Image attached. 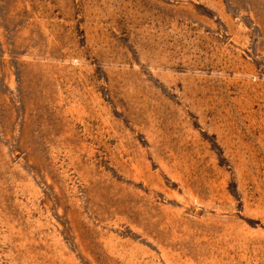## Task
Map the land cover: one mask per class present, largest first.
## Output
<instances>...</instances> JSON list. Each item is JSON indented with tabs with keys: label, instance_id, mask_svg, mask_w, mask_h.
I'll return each instance as SVG.
<instances>
[{
	"label": "rangeland",
	"instance_id": "1",
	"mask_svg": "<svg viewBox=\"0 0 264 264\" xmlns=\"http://www.w3.org/2000/svg\"><path fill=\"white\" fill-rule=\"evenodd\" d=\"M0 264H264V0H0Z\"/></svg>",
	"mask_w": 264,
	"mask_h": 264
}]
</instances>
